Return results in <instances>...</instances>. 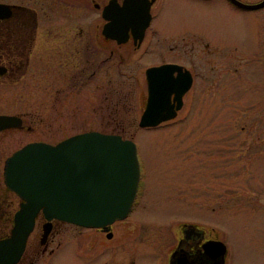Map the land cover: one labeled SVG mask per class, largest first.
Masks as SVG:
<instances>
[{
  "label": "rangeland",
  "instance_id": "obj_1",
  "mask_svg": "<svg viewBox=\"0 0 264 264\" xmlns=\"http://www.w3.org/2000/svg\"><path fill=\"white\" fill-rule=\"evenodd\" d=\"M181 4L170 5L164 21L167 26L178 22L183 30L197 25L213 26L217 31L212 34L218 43L226 45L241 34L239 17L223 8ZM251 12L241 14L249 19ZM245 30L249 31V26ZM182 36H185L184 40H181ZM193 36L194 32L177 30L160 34L162 42L173 44L179 40L186 50ZM237 44L242 48L241 43L236 41L234 45ZM218 50L225 53L218 52L220 56H226V47ZM229 59L217 60L211 76L214 88L197 92L191 113L184 122L139 128L133 122L141 108L136 100L138 92L130 89L131 79L123 72L117 77L121 90H80L74 92L71 101L65 102L66 98H63L51 105V101L47 105L39 102L24 106L0 105V112L28 113L34 117L33 131L0 133V197L4 199L0 210L7 203L9 206H4L3 210H9L10 215L17 207V199L3 191L2 180L3 161L14 149L27 141L53 143L88 130L120 133L135 144L140 172V193L123 227H130L128 231L139 237L136 236L138 241L131 245L125 243L122 250L116 247V261L111 264H125L132 253L134 264H163L164 237L169 235L170 238L178 225L185 221L204 229H217L232 250L233 264H264L258 251L264 233V100L260 96L261 81L257 77L255 61L248 59V64L232 69L235 63ZM132 66V57H127L123 61V70L129 71ZM102 78L100 76L96 82L100 84ZM111 81L105 77L106 88ZM31 91L33 97L38 95L41 98L48 93L45 90H25ZM104 95L107 96L106 103L118 98L119 105L98 106ZM114 116L121 119L115 121ZM59 226L61 229L55 235V239H59L58 248L52 254L35 255L33 264H103L97 257L106 252L95 250L98 238L94 234L90 232L88 235L82 229L80 234H73L76 232L71 230L74 225L60 223ZM73 240L85 253H77ZM34 245L29 243L27 246L33 255ZM50 245L52 247L54 243Z\"/></svg>",
  "mask_w": 264,
  "mask_h": 264
},
{
  "label": "flooded vegetation",
  "instance_id": "obj_2",
  "mask_svg": "<svg viewBox=\"0 0 264 264\" xmlns=\"http://www.w3.org/2000/svg\"><path fill=\"white\" fill-rule=\"evenodd\" d=\"M237 1L255 4L261 0ZM173 3L212 9L219 6L239 17L242 23L241 34L226 45L218 43L219 40L212 34L217 31L213 26L197 25L183 30L178 22L169 27L164 21ZM247 11H252L250 20L241 14ZM261 17H264V4L247 9L231 0H0V105L24 106L30 102L47 105L49 101L51 105L64 100L63 98H66L65 102L71 101L74 92L80 90H121L117 77L123 72L131 79L130 89L138 92L136 100L141 106L133 122L137 123L149 91L154 93V90L165 91L166 99L160 104L169 107L166 112L173 113L171 119L161 124L184 122L191 113L197 92L214 88L212 72L216 70L217 60L225 57L235 63L232 69L248 64V59L256 62L254 66L261 81L260 96L264 100V21ZM247 26L249 31L245 30ZM176 30L194 32L193 41L189 40L188 50L181 47L184 45H180L179 40L173 44L162 42L161 33L165 35ZM184 38L182 36L181 40ZM236 41L241 43L242 48L239 44L234 45ZM225 47L227 53L222 57L218 52H224L218 49ZM127 57H132L134 61V66L129 71L123 70V61ZM237 57L239 60L235 61ZM100 76L103 78L99 84L96 81ZM106 76L109 81L112 80L107 88L104 85ZM25 90H45L48 93L42 98L38 95L33 97L32 91ZM106 97L104 95L97 105H119L118 98L106 103ZM0 114L14 115L20 119L17 127L1 130L0 133L12 130L30 132L34 129V117L28 113ZM115 117L117 116L113 118L115 121L121 119ZM116 134L123 137L120 133ZM3 191L12 194L18 201L19 198L5 186ZM139 193L138 182L130 211L135 207ZM1 200L3 203L4 199L0 197V204ZM4 206L7 208L9 205L5 203L3 208ZM3 208L0 210V229L3 230L0 239L8 236L14 212L13 210L9 215L10 211H4ZM128 215L102 228L74 225L71 230H76L73 234H80L81 229L88 235L90 232L94 234L98 238L95 250L106 252L97 257L100 258L98 261L111 264L116 261V247L122 250L125 243L131 245L138 241V234L129 232L130 227H123ZM60 223L63 222L57 219L46 221L39 211L15 264H33L35 255L52 254L58 248L59 239H55V235L61 229ZM117 223H122V227L117 226ZM164 239L163 264H188L187 259L190 264H233L230 258L232 250H229L214 227L204 229L196 223L185 221L178 225L170 238L168 235ZM29 243H35L32 247L34 255L27 247ZM53 243L54 246L51 247L50 244ZM73 243L75 246L78 244L74 240ZM207 247L210 248L208 252ZM258 251L264 258V233ZM77 253L85 252L77 247ZM173 254H177L178 259L173 260ZM132 255L134 256L133 253L129 256L127 264H134Z\"/></svg>",
  "mask_w": 264,
  "mask_h": 264
},
{
  "label": "water",
  "instance_id": "obj_3",
  "mask_svg": "<svg viewBox=\"0 0 264 264\" xmlns=\"http://www.w3.org/2000/svg\"><path fill=\"white\" fill-rule=\"evenodd\" d=\"M231 1L246 8L264 4V0L256 4ZM149 92L140 127L154 126L173 115L160 104L166 99L165 91ZM19 124V117L0 114V130ZM138 177L134 143L114 134L85 131L53 145L30 142L17 149L3 165L4 184L20 201L9 236L0 240V264L17 261L38 211L46 220L56 218L84 227H103L125 217ZM176 255L173 260L178 259Z\"/></svg>",
  "mask_w": 264,
  "mask_h": 264
}]
</instances>
